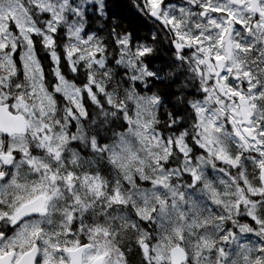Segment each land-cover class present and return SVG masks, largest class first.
<instances>
[{"label": "snow or ice", "instance_id": "obj_1", "mask_svg": "<svg viewBox=\"0 0 264 264\" xmlns=\"http://www.w3.org/2000/svg\"><path fill=\"white\" fill-rule=\"evenodd\" d=\"M160 30L170 35L169 46L176 58H188L201 78V92L192 106L196 141L191 137L189 141L198 144L196 150L205 155L215 149L219 164L234 168L242 178H233L235 187L227 193H211V202L223 214L212 209L209 217L215 214L214 225H208L209 217L201 214L206 226L213 228L210 234H204V229L196 231L201 218L195 214L188 218L187 226L196 237L192 248L184 243L187 230L177 228L172 234L165 226L159 236L147 241L141 238L134 251L122 249L121 258L128 264H135L138 256L142 264H193L207 258L205 253L210 251L227 264V245L232 242L237 250L232 264H264V243H243L264 234V0H135L134 4L132 0H0V264H112L109 243L96 239L103 234L110 242L111 233L99 225L85 228L86 217L76 220L88 210L86 203L77 196L62 213L53 209L60 198V186H74L79 179L76 174L61 176L59 169L37 166L35 157L43 153L12 141L28 134L33 126L30 117L44 116L46 105L78 91L75 85L90 83L82 93L83 103L74 101L69 113L56 122L59 130L65 119L73 121L75 133L74 117L90 115L92 101L112 102L111 96H97L106 88L97 83L90 70L99 69L108 76L107 69L118 63L123 69L120 75H124L129 69L123 65H131L133 57H140L151 68L156 58L149 45L155 43L153 33L158 36ZM257 53L260 58L249 62L247 57ZM25 80L33 85L27 93ZM129 80L138 92L129 89L130 110L121 105L118 111L124 118L123 128L140 136L149 127L140 117L150 113L158 98L151 95V87L145 94L135 75L125 83ZM54 86L55 98L49 95ZM37 87L47 89L44 100L38 102L39 111L25 100L26 94L36 97ZM183 127L172 130L179 133ZM51 128L45 123L32 134L44 142L50 139ZM165 140L174 152L184 155L180 141ZM72 141L79 146L74 136ZM225 141L231 146L229 150L223 147ZM92 147H96L94 141ZM49 151L59 159L58 146H51ZM122 151L127 152V159L143 163L136 160L133 148L125 149L123 142L111 153L113 163L122 159ZM154 163L168 167L162 159ZM28 168L40 172L41 180L22 183L19 173ZM184 175L189 183L200 180L195 169H186ZM167 179L145 178V183ZM93 181L97 195H102V184L95 177L88 182ZM135 183L139 184V178ZM130 195L116 187L110 202L123 207ZM165 211L157 204L138 209L133 215L147 229L153 217L163 221L161 213ZM169 240L175 246L158 253L157 246L165 247Z\"/></svg>", "mask_w": 264, "mask_h": 264}, {"label": "clouds", "instance_id": "obj_2", "mask_svg": "<svg viewBox=\"0 0 264 264\" xmlns=\"http://www.w3.org/2000/svg\"><path fill=\"white\" fill-rule=\"evenodd\" d=\"M132 3L134 4L135 0H132ZM153 37L155 43L149 46L153 48V56L156 59L151 68H148L146 62L140 57H133L131 65H123L124 68L129 69L124 75H120L123 69L118 63L107 69L108 76H104L99 69L90 70L97 83L106 88L105 93L98 92L97 96H111L112 102L107 104L106 100L92 101L88 109L90 115L74 117L75 133H72L71 128L73 121L65 119L59 130L56 128V122L69 113L74 101L83 103L82 93L90 87V83L75 85L78 91L69 92L63 100H56L54 105H46L44 116L30 117L33 119V126L28 134L19 141L17 139L12 141L13 143L19 142L23 148H37L39 152H42V155L35 157L37 166L47 164L50 168L59 169L61 176L68 172L76 174L79 179L74 186H60V198L53 204V209L62 213L75 203L77 196L86 203L88 210L81 216H77L76 220L79 222L82 217H86L84 219L85 228L99 225L111 233L110 242L103 234L96 239L99 243H109L112 250V264H128L126 258H121V250L134 251L141 238L147 241L152 236H159L165 226H168L172 234H175L177 228L183 227L187 230L189 235L185 237L184 243L192 248L196 243V237L191 234V228L187 226L188 218L193 214L196 218H201V214L203 217H209L213 208H216V212L223 214L221 209L211 202V193L214 190L218 193H227L235 187L232 183L233 178L236 181L242 178V174L236 172L234 168L219 164L215 159V149L210 155H205L196 150L198 144L189 141V137L192 141H196V136L193 135L196 131V122L192 120V106L201 92V78L194 71V66L188 58L183 61L176 58L177 54L173 53L169 46L170 35L160 30L159 35L157 36L154 32ZM113 54L109 55L113 56ZM115 56L119 60V54ZM247 58L251 62L260 57L257 53L256 55L250 54ZM132 75H135L136 79L144 85L145 94H147L148 87H151V95L158 98V102L152 105L150 113L140 117L149 122L148 129L140 136L135 134V130L123 128L121 121L124 118L118 111L121 105L124 106L125 111L130 110L127 95L129 89L133 93L138 92L131 80L125 83V79ZM23 87L27 93L28 89L33 87L32 82L25 80ZM36 91L35 98L26 94L25 100L30 102V107L39 111L38 102L44 100V93L47 89L37 87ZM12 94L17 93L13 91ZM49 95L55 98V86ZM45 123L52 125L50 139L41 142L32 133L33 130L41 129ZM180 125H185V127L180 128L179 133L172 130L179 128ZM69 133H72V136H69ZM200 134L203 135V133ZM73 136L79 144L78 147L73 144ZM165 138H168V141H180L178 146L184 155L181 156L178 152H174L171 143H166ZM93 141L96 145L95 149L92 147ZM105 141L107 147L104 146ZM122 142L125 149L133 148L136 160L143 161V163H135L127 159L126 151L121 152L120 161L113 163L111 153L120 148ZM51 146H58L59 159L49 151ZM223 147L229 150L231 146L225 141ZM158 159H162L168 167L164 168L163 165L154 163ZM137 168L143 171H136ZM241 168L243 169V162H241ZM186 169L189 171L195 169L200 180L189 183L184 175ZM162 176H167L168 179L162 183H145V178L159 180ZM93 177L102 184V195H97L94 188L95 181L89 184L88 181ZM19 178L22 183L30 185L34 181L41 180V174L35 168H28L19 173ZM137 178H139V184L135 183ZM129 179L132 181L131 185ZM116 187L131 193L128 196V203L123 207L110 202V193ZM228 200H231V196ZM157 204L166 209L164 213H161L164 219L162 221L153 217L152 223L145 229L133 214L138 209L154 207ZM215 223V214H212L207 224L214 225ZM200 229H204V234H210L213 231L212 227L206 226L202 218L196 231L199 232ZM84 234L87 235V233ZM216 235L218 236L219 233ZM176 242H179L178 239ZM243 243L260 246L264 243V234L253 236L250 241L243 240ZM174 246L172 240H169L165 247L158 245L157 251L164 253ZM227 249L230 256L227 264H232L237 250L232 242H229ZM205 257L207 258H201L199 261L194 260L193 264H226L225 260L219 256H213L210 251L205 253ZM135 264H142L139 256Z\"/></svg>", "mask_w": 264, "mask_h": 264}]
</instances>
